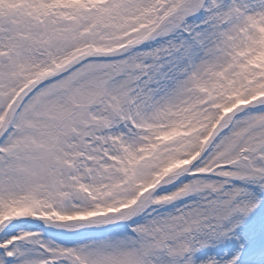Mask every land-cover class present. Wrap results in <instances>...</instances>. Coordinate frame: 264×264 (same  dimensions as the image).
Wrapping results in <instances>:
<instances>
[{
  "label": "snow or ice",
  "instance_id": "obj_1",
  "mask_svg": "<svg viewBox=\"0 0 264 264\" xmlns=\"http://www.w3.org/2000/svg\"><path fill=\"white\" fill-rule=\"evenodd\" d=\"M0 264H264V0H0Z\"/></svg>",
  "mask_w": 264,
  "mask_h": 264
}]
</instances>
